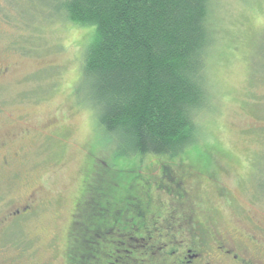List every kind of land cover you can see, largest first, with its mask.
Here are the masks:
<instances>
[{
	"label": "rangeland",
	"instance_id": "obj_1",
	"mask_svg": "<svg viewBox=\"0 0 264 264\" xmlns=\"http://www.w3.org/2000/svg\"><path fill=\"white\" fill-rule=\"evenodd\" d=\"M62 2L0 0V67H9L0 74V137L18 134L3 149L18 157L11 169H0V195L6 194L0 208L21 199L24 189L41 185L45 202L12 233L17 242L26 240L25 248L10 247L1 264H60L50 238L66 229L83 187L102 199L112 182L136 183L138 175L150 182L160 179L155 156H120L125 146L102 130L82 101L81 62L95 27L63 21ZM212 27V101L198 118L200 138L179 156L161 160L189 159L210 167L220 157L227 174L222 179L232 195L220 200L218 184L192 181L204 219L222 214L233 225L234 215L245 211L236 213L224 201H233V207L251 202L264 211V196L255 200L253 185L237 178L238 172L246 173L242 159L264 155V0H212Z\"/></svg>",
	"mask_w": 264,
	"mask_h": 264
},
{
	"label": "trees",
	"instance_id": "obj_2",
	"mask_svg": "<svg viewBox=\"0 0 264 264\" xmlns=\"http://www.w3.org/2000/svg\"><path fill=\"white\" fill-rule=\"evenodd\" d=\"M61 9L63 21L95 27L78 85L125 146L120 156L174 157L198 143L212 101V0H63Z\"/></svg>",
	"mask_w": 264,
	"mask_h": 264
},
{
	"label": "flooded vegetation",
	"instance_id": "obj_3",
	"mask_svg": "<svg viewBox=\"0 0 264 264\" xmlns=\"http://www.w3.org/2000/svg\"><path fill=\"white\" fill-rule=\"evenodd\" d=\"M8 70V65L0 67V74ZM17 135L0 137V169L10 168L18 157L16 152L3 153ZM161 158L154 157L160 170L158 181L138 175L136 183L112 182L102 199L92 197L93 192L83 187L71 220L60 232L63 235L50 238L55 260L60 264H264L263 210L252 207L251 202L233 207V201L231 205L224 201L236 213L245 211L234 215V224L229 225L222 214L215 213L206 221L204 205L196 201L192 180L218 184L220 200L232 195L230 184L222 179L226 174L223 160L215 156L217 160L209 167L189 159L179 162ZM240 164L246 173L238 172L237 178L253 185L255 200L262 198L264 155L258 152ZM24 190L21 199L0 208L1 261L10 247L19 251L25 248L26 240L17 242L12 233L18 232L15 228L20 221L24 225L45 206L42 185ZM5 195H0V201Z\"/></svg>",
	"mask_w": 264,
	"mask_h": 264
}]
</instances>
